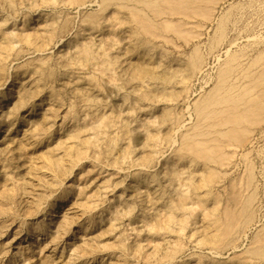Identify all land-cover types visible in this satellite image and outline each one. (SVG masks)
Segmentation results:
<instances>
[{"label":"rangeland","instance_id":"1","mask_svg":"<svg viewBox=\"0 0 264 264\" xmlns=\"http://www.w3.org/2000/svg\"><path fill=\"white\" fill-rule=\"evenodd\" d=\"M151 1L0 0V264H264V104L237 147L194 108L264 101V0ZM236 191L252 219L219 246Z\"/></svg>","mask_w":264,"mask_h":264},{"label":"bare ground","instance_id":"2","mask_svg":"<svg viewBox=\"0 0 264 264\" xmlns=\"http://www.w3.org/2000/svg\"><path fill=\"white\" fill-rule=\"evenodd\" d=\"M146 1L151 5V7L155 6V2H153L151 0H146ZM197 1H199V0H167L166 3L168 5L169 4L173 5L174 11H176V10L181 11L182 9L186 8V7L184 8V5L187 2L190 4L191 10L194 13H197L199 11V5L198 4L192 5V2L196 3ZM209 1L211 2L212 0H209ZM199 4H200V2H199ZM172 7L171 8L169 7V9L172 10ZM190 7H187V8H190ZM182 11H184V10H182ZM182 13H186V10H185V12H182ZM203 14H205V13H203ZM43 17H44V15L39 13V14H36L35 16L31 17L30 20H32L34 22H38V21L42 20ZM164 24H166L167 27L171 26V23H164ZM68 42L69 41L66 40L63 42V44L68 43ZM147 49H145L144 51H146ZM194 56H195V53H193V55L191 57L190 69H192V68L194 69L196 67L195 61L197 60V57L195 59V58H193ZM234 60H235V58H231V60H229V62L220 70L219 81H222V84L224 82H226L227 78L229 77V73L232 70V64H233L232 62H234ZM228 85H230V84H228ZM220 86H222V85L217 84L214 87L215 91L218 92L220 90ZM233 87H234V85L231 84L229 86V89L227 88L226 92H224V94H222V95H218L216 93L205 94L200 99H198L194 102V108L198 114L203 116V118H210V121L208 122V124H210L211 126H216V124H220V123H221L220 125L232 124L234 127L230 131H228V135H229L228 139L229 140L228 139L227 140L230 141L229 145H232L234 143V145L237 144L236 145V147H237L238 145L241 144L242 141H245V139L247 138L246 135L251 130V129L246 128L245 127L246 125H244V123H248V122L251 123L250 121H252L254 119H255V123L257 122L256 117L258 118V116H259V113H257L258 112L257 111L258 110L257 104H264V101L262 100L263 103L260 100L261 102H259V103L248 104V103H251L249 101H252V99H254V98L251 99L248 97L247 92L249 93V90H244V92H241L242 95H240V94L236 95L234 93H231V91H230ZM6 97H7V95L5 92H3L0 95V98H2V99L6 98ZM223 102L228 103L229 107L222 109L223 107H220L219 104L220 105H221V103L224 104ZM253 102H255V101H253ZM263 107H264V105H263ZM260 108L263 109L262 107H260ZM223 113H228V116H225V118L221 122L216 120V119H219L220 114L223 115ZM260 114L261 115L259 116L258 120L261 118V116L264 113H260ZM9 128H10L9 132H12L16 128V121L11 123ZM193 128L199 130V125L196 124L193 126ZM246 172H248V171H246ZM250 174H251V172L247 173V177ZM233 193L234 194H233L232 198L234 200L233 201L234 203H233V205H230V206L224 205L225 207L223 208L222 215H221V217L220 216L218 217V221L220 220V223L218 225V229L216 227V229L218 231L216 234H214L215 232L213 233L215 236L214 242H216L219 246L220 245L224 246L225 244L230 243L231 242L230 240L234 239L233 236L236 233L237 229L239 227L245 226L252 219L251 218L252 213L249 209L250 205L248 204V200L244 203H243V201H240V200L238 201L239 198L237 199V195H238L239 191L237 192V194L235 192H233ZM248 198H251V197L249 196ZM94 222H96V221L91 219L89 221V225L94 224ZM216 225H217V223H216ZM89 227L90 226L85 227V231L90 229ZM258 227H259V225H258ZM263 239H264V223L259 229L256 228V231L254 232V235L251 238L250 244L246 250V256L248 258L252 259V258H256V257L261 256V252H262L261 246H262ZM236 260H237L236 264H248L246 261V258L242 259V257H241L240 259L237 258Z\"/></svg>","mask_w":264,"mask_h":264}]
</instances>
